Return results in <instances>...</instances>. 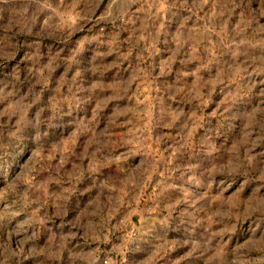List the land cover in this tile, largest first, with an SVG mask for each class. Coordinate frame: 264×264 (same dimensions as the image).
<instances>
[{
  "label": "rangeland",
  "instance_id": "obj_1",
  "mask_svg": "<svg viewBox=\"0 0 264 264\" xmlns=\"http://www.w3.org/2000/svg\"><path fill=\"white\" fill-rule=\"evenodd\" d=\"M0 264H264V0H0Z\"/></svg>",
  "mask_w": 264,
  "mask_h": 264
}]
</instances>
